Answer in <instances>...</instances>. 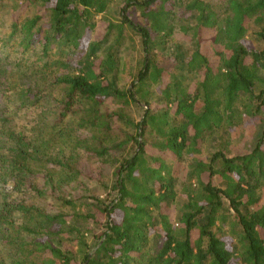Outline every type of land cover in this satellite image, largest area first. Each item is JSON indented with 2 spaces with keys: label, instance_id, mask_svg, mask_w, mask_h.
Instances as JSON below:
<instances>
[{
  "label": "trees",
  "instance_id": "1",
  "mask_svg": "<svg viewBox=\"0 0 264 264\" xmlns=\"http://www.w3.org/2000/svg\"><path fill=\"white\" fill-rule=\"evenodd\" d=\"M219 1L0 0V264H264V0Z\"/></svg>",
  "mask_w": 264,
  "mask_h": 264
},
{
  "label": "rangeland",
  "instance_id": "2",
  "mask_svg": "<svg viewBox=\"0 0 264 264\" xmlns=\"http://www.w3.org/2000/svg\"><path fill=\"white\" fill-rule=\"evenodd\" d=\"M216 2L220 3L221 1L219 0H215ZM121 1H116L113 5V8L111 9L112 10V16H113V19H117V12L119 10L120 7H122V5L120 4ZM7 7V6H5ZM8 11V8L6 9ZM5 10V11H6ZM3 16V15H2ZM243 44L245 45V47L249 50H252V49H256L257 47V43L251 38V37H246L245 40L243 41ZM132 49H128V50H122L121 51V69H122V72L119 76V79L120 81H123L127 84H130L129 82V79H128V70H129V67L131 65V62L134 61L135 57H136V54H135V51H132ZM124 69V70H123ZM127 112L129 113V115L135 120V122L139 121V119L141 118V114H142V110L141 108H134V107H131L130 109L127 110ZM253 128V127H252ZM246 132H244V136L246 137V139H242V141L240 142H237L236 144V147H232V152H236L237 149H246L245 145H246V140L250 139L249 143L251 144L252 143V140L253 138L256 136L255 131L253 129H251V126H246ZM98 165H94V168H96ZM102 176H103V179H104V182L106 181L107 179V184L108 186L111 184V174L113 172V165L112 164H108L106 166L102 165ZM179 170L181 171L182 174H184V170L185 168L182 166V165H179ZM92 183V182H91ZM90 187V189L92 191H95V192H98L94 186H97L95 184H89L88 185ZM181 187V186H180ZM101 196H103V194L101 193Z\"/></svg>",
  "mask_w": 264,
  "mask_h": 264
}]
</instances>
